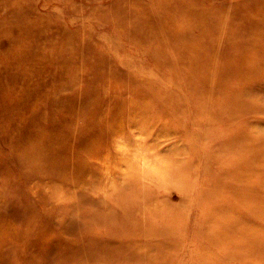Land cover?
Here are the masks:
<instances>
[{
	"label": "rangeland",
	"instance_id": "obj_1",
	"mask_svg": "<svg viewBox=\"0 0 264 264\" xmlns=\"http://www.w3.org/2000/svg\"><path fill=\"white\" fill-rule=\"evenodd\" d=\"M0 264H264V0H0Z\"/></svg>",
	"mask_w": 264,
	"mask_h": 264
},
{
	"label": "bare ground",
	"instance_id": "obj_2",
	"mask_svg": "<svg viewBox=\"0 0 264 264\" xmlns=\"http://www.w3.org/2000/svg\"><path fill=\"white\" fill-rule=\"evenodd\" d=\"M132 53H133V52H132ZM133 55H134V54H133ZM140 57H141V56H140ZM141 59H142V58H141ZM141 63H142V62H141ZM149 67H150V66H149ZM66 176H68V175H66ZM49 186H50V185H49ZM49 186H48V187H49ZM76 188H77V186L75 185V189H76ZM75 195H76V190H75ZM84 195H85V194H81V195H80V198H81V197H84ZM232 252H233V251H232Z\"/></svg>",
	"mask_w": 264,
	"mask_h": 264
}]
</instances>
